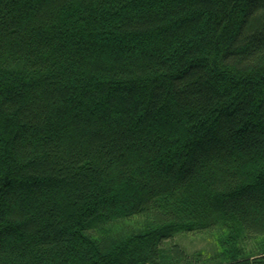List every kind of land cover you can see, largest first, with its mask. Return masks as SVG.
<instances>
[{"label": "trees", "instance_id": "obj_1", "mask_svg": "<svg viewBox=\"0 0 264 264\" xmlns=\"http://www.w3.org/2000/svg\"><path fill=\"white\" fill-rule=\"evenodd\" d=\"M0 264H264V0H0Z\"/></svg>", "mask_w": 264, "mask_h": 264}, {"label": "rangeland", "instance_id": "obj_2", "mask_svg": "<svg viewBox=\"0 0 264 264\" xmlns=\"http://www.w3.org/2000/svg\"><path fill=\"white\" fill-rule=\"evenodd\" d=\"M207 242H202L201 240L192 239L191 237H188L184 240V244L188 245L189 250L199 251V249L204 248ZM187 247V246H186Z\"/></svg>", "mask_w": 264, "mask_h": 264}]
</instances>
